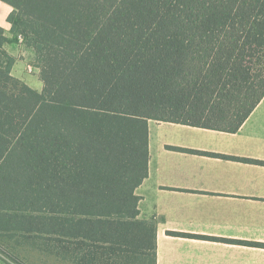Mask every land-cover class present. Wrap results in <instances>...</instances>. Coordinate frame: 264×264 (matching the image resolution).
I'll return each instance as SVG.
<instances>
[{
  "label": "trees",
  "instance_id": "1",
  "mask_svg": "<svg viewBox=\"0 0 264 264\" xmlns=\"http://www.w3.org/2000/svg\"><path fill=\"white\" fill-rule=\"evenodd\" d=\"M0 2L44 84L12 75L0 27V260L156 264L148 121L239 131L264 99V0Z\"/></svg>",
  "mask_w": 264,
  "mask_h": 264
},
{
  "label": "crops",
  "instance_id": "2",
  "mask_svg": "<svg viewBox=\"0 0 264 264\" xmlns=\"http://www.w3.org/2000/svg\"><path fill=\"white\" fill-rule=\"evenodd\" d=\"M16 13L0 2L12 75L40 91L26 73L35 52L11 32ZM148 150L136 195L157 225L156 264H264V165L232 159L264 162V99L235 133L149 120Z\"/></svg>",
  "mask_w": 264,
  "mask_h": 264
},
{
  "label": "rangeland",
  "instance_id": "3",
  "mask_svg": "<svg viewBox=\"0 0 264 264\" xmlns=\"http://www.w3.org/2000/svg\"><path fill=\"white\" fill-rule=\"evenodd\" d=\"M31 61L30 62H32L33 64H32V66L35 68L34 69V71H35V73H29L28 72V69L26 68V73L29 75V78L31 77V76H39V78H40V70L36 67V59L34 58V60L33 59H30ZM33 79H37V78H35V77H32ZM34 87L36 88V87H38V85L36 84V85H34ZM43 89H44V86H43ZM43 89L42 90H40V91H38V92H42L43 91ZM133 263V261H129V263H124V264H132ZM140 264H144L143 262H139ZM0 264H5L4 263V261H1L0 260ZM37 264V263H36ZM49 264H53V261H50L49 262Z\"/></svg>",
  "mask_w": 264,
  "mask_h": 264
},
{
  "label": "built area",
  "instance_id": "4",
  "mask_svg": "<svg viewBox=\"0 0 264 264\" xmlns=\"http://www.w3.org/2000/svg\"><path fill=\"white\" fill-rule=\"evenodd\" d=\"M18 38H19V41L20 42H23L24 41L22 36H19Z\"/></svg>",
  "mask_w": 264,
  "mask_h": 264
}]
</instances>
